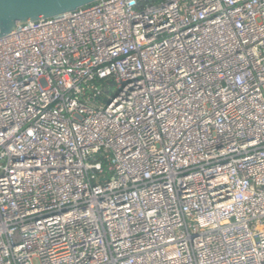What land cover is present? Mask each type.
Returning a JSON list of instances; mask_svg holds the SVG:
<instances>
[{
    "label": "built area",
    "instance_id": "built-area-1",
    "mask_svg": "<svg viewBox=\"0 0 264 264\" xmlns=\"http://www.w3.org/2000/svg\"><path fill=\"white\" fill-rule=\"evenodd\" d=\"M0 264H264V0L0 39Z\"/></svg>",
    "mask_w": 264,
    "mask_h": 264
},
{
    "label": "water",
    "instance_id": "water-1",
    "mask_svg": "<svg viewBox=\"0 0 264 264\" xmlns=\"http://www.w3.org/2000/svg\"><path fill=\"white\" fill-rule=\"evenodd\" d=\"M100 0H0V39L19 26L74 12Z\"/></svg>",
    "mask_w": 264,
    "mask_h": 264
}]
</instances>
